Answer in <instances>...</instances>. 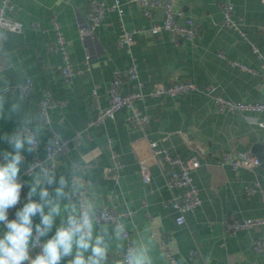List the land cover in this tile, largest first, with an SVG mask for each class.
Masks as SVG:
<instances>
[{
  "label": "crops",
  "instance_id": "obj_1",
  "mask_svg": "<svg viewBox=\"0 0 264 264\" xmlns=\"http://www.w3.org/2000/svg\"><path fill=\"white\" fill-rule=\"evenodd\" d=\"M89 1L13 0L17 10L14 19L22 23L23 29L20 33H7L0 43V74L9 83L32 82L31 107L39 106L43 88L58 102L48 110L50 123L37 157L45 156L50 130L58 131L62 139L86 130L78 144H70L67 154L56 157L57 178L67 175L72 165L80 170L84 167L82 180L91 186L101 208L131 213L119 219L127 225L131 240L150 237L154 241L153 264H169L154 239L162 234L168 237V247L178 264H264V250L255 253L252 249V241L264 237V228L228 235L222 227V220L228 216L253 220L264 216V163L260 161L253 170H234L218 163L225 152H246L258 159V154H264V128L257 125L264 123L263 114L252 115L256 123H250L242 114L218 113L208 96L193 92L180 98L145 97L137 101L136 106L150 117L144 131L126 124L125 110L117 112L113 120L88 127L96 115L93 88L100 106L106 108L113 71L125 70L131 61L137 64L143 93L158 84L168 86L188 80L200 90L211 86L213 95L229 100L264 103V0H232L237 30L220 28L221 0H178L177 10L200 26L195 46L185 41L174 44L167 32L147 33L152 24L162 21V10H151L152 18L148 19L131 0H120L124 8L122 18L115 12H106L95 39L82 41L78 27L86 22ZM98 1L108 6L113 0ZM53 13L61 26L73 68L84 69L86 51L90 55L89 70L70 85H65L59 76L61 57L46 50L55 38L50 24ZM34 23L38 30L31 28ZM123 30L141 32L134 35V44L118 48L116 42L123 38ZM250 44L256 46L262 59L256 57ZM219 52L225 59L218 57ZM229 61L239 62L253 72L231 66ZM133 83L125 81L121 93L134 90ZM0 125V131L13 127L3 121ZM7 148L6 143H0V149ZM156 150H166L182 160L196 156L200 162L191 175L201 204L186 214L181 226L175 224L176 212L165 205L179 191L166 186L163 166L154 156ZM113 153L120 162L114 174ZM24 156L29 163L32 154ZM143 166L149 174L148 183L141 177ZM249 188L255 192L248 195ZM27 191L25 187L21 193V204ZM14 211H9V218H13ZM33 220L38 223L39 217ZM59 223L57 218L56 225ZM118 244L124 245V241L115 242L110 255L117 254ZM193 249L198 253L190 259Z\"/></svg>",
  "mask_w": 264,
  "mask_h": 264
},
{
  "label": "clouds",
  "instance_id": "obj_2",
  "mask_svg": "<svg viewBox=\"0 0 264 264\" xmlns=\"http://www.w3.org/2000/svg\"><path fill=\"white\" fill-rule=\"evenodd\" d=\"M30 95L26 81L9 83L0 74V121L13 124L10 131H0V143L8 145L0 149V264H153L150 237L118 244L117 254L110 255L114 243L127 237V225L97 204L79 166L57 178L56 157L63 145L58 131L50 130L44 158L26 163L24 153L39 152L50 123L38 105H29Z\"/></svg>",
  "mask_w": 264,
  "mask_h": 264
},
{
  "label": "built area",
  "instance_id": "obj_3",
  "mask_svg": "<svg viewBox=\"0 0 264 264\" xmlns=\"http://www.w3.org/2000/svg\"><path fill=\"white\" fill-rule=\"evenodd\" d=\"M136 2L142 10L143 16L148 19L152 18L151 10L161 9L162 10V21L158 24H152L147 33L151 35H158L162 32H167L170 34L171 39L174 44H179L182 41L190 43L195 46L196 41L200 37V26L194 22L191 18L185 17L182 11L175 10L176 0H131ZM218 8L221 13V20L219 26L225 30H237L236 21L233 18L234 14V4L232 0H221L218 2ZM106 12H115L119 18L124 15L123 4L120 0H113L111 4L106 6L104 3L98 0H90L88 4V10L86 15V22L82 23L78 27V34L82 41L94 40L95 31L102 24ZM17 10L13 0H0V43L3 42L7 33H20L23 29L22 23L14 19ZM50 24L54 32V41L50 42L46 46V50L49 53L58 54L63 65L59 71V76L61 81L65 85H70L74 78L83 75L89 70L90 55L86 51L84 59V69H74L68 50L66 48V41L61 30V26L57 21L56 15L53 13L50 15ZM31 28L33 30H38L39 26L37 24H32ZM141 30L133 32H125L123 30V38L116 42L118 48L128 47L134 44V35L140 33ZM242 37L244 34L239 32ZM251 45L252 52L256 55L258 59H262L259 54L258 49L255 45ZM218 57L225 59L223 53L219 52ZM231 66H237L241 70L246 72H253L252 68H249L239 62L229 61ZM125 81L134 82V90L122 94L121 87ZM28 83V88L32 94L33 85L30 80H26ZM109 101L106 108H102L97 99L96 88L92 90V102L96 110V115L94 120L89 122L88 127L92 125H101L108 120H113L115 114L120 110L127 111V116L125 118L126 124L132 128L144 131L150 122V117L144 114L137 106L136 102L142 100L145 97L149 98H180L191 94L193 92H199L208 96L218 113L222 114H242L245 116L246 120L250 123H256L252 115H264V103L260 102H241L226 99L220 95H213V88L211 86L200 90L191 81H177L168 86L158 84L153 87L148 93H143L141 90V84L138 82V70L137 64L134 61L128 65V67L121 70H114L112 74V80L109 85ZM31 97V95H30ZM58 105V102L54 100L51 92L47 88L42 89V99L39 102V107L44 111L45 115L48 117V110L54 108ZM259 128H264V123H257ZM86 135V130L82 132H77L74 136L69 139H62L63 145L57 155L63 156L70 151V144H78L83 137ZM44 152L46 155L47 145L44 147ZM38 153L32 154V162L37 157ZM156 156L157 163L163 166V173L165 176L166 186L170 190H178L179 193L174 195L172 199L168 200L165 205H169L175 212V224L181 226L185 223V216L188 213L196 210L200 204L201 199L199 196V191L195 186L192 179V172L200 166V162L196 156L190 157L188 160H182L176 156L171 155L166 150H156L154 152ZM113 168L111 173L114 174L115 170L120 167V162L118 157L113 153ZM29 162V163H30ZM219 165H229L232 169L236 170L239 168L253 170L255 167L260 165V160L257 157L251 156L246 152L237 153H222L219 160ZM84 167L81 171H84ZM141 177L144 183L149 182V174L146 167L141 169ZM24 171L21 173V179H25ZM255 192L254 188L247 189V194H253ZM24 198L21 196V202ZM264 201V194L262 196ZM18 205L17 207H19ZM109 217L120 219L122 216H128L131 213H115L107 208H102ZM222 227L225 234L234 235L240 231H246L252 228H264V216L260 219H238L234 216L225 217L222 220ZM156 244L160 250L163 251L164 257L169 264H178L176 259L172 256V253L168 247V237L165 235L154 236ZM131 240L130 234L127 233V237L123 240L124 246H126L127 241ZM252 249L255 253H260L264 250V237L256 238L252 241ZM39 249L37 248L31 255H35ZM197 250L193 249L189 252V258L194 259L197 256Z\"/></svg>",
  "mask_w": 264,
  "mask_h": 264
},
{
  "label": "water",
  "instance_id": "obj_4",
  "mask_svg": "<svg viewBox=\"0 0 264 264\" xmlns=\"http://www.w3.org/2000/svg\"><path fill=\"white\" fill-rule=\"evenodd\" d=\"M179 3V1L178 0H176V2H175V10L177 11V4ZM258 157H259V160L262 162V163H264V154L263 153H261V154H258Z\"/></svg>",
  "mask_w": 264,
  "mask_h": 264
}]
</instances>
